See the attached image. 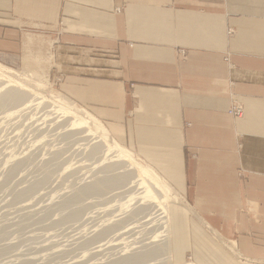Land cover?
Returning <instances> with one entry per match:
<instances>
[{"label": "crops", "instance_id": "obj_1", "mask_svg": "<svg viewBox=\"0 0 264 264\" xmlns=\"http://www.w3.org/2000/svg\"><path fill=\"white\" fill-rule=\"evenodd\" d=\"M25 52L181 194L176 262L264 264V0H0V55Z\"/></svg>", "mask_w": 264, "mask_h": 264}, {"label": "rangeland", "instance_id": "obj_2", "mask_svg": "<svg viewBox=\"0 0 264 264\" xmlns=\"http://www.w3.org/2000/svg\"><path fill=\"white\" fill-rule=\"evenodd\" d=\"M51 64L49 55H0V65L27 84L21 87L18 75L0 79V264H198L190 251L181 263L172 253L169 210L179 202L168 204L169 261L160 185L121 165L95 134L72 130L69 118L40 100L52 89L77 104L60 90L63 78ZM232 254L226 264L232 257L258 264Z\"/></svg>", "mask_w": 264, "mask_h": 264}, {"label": "bare ground", "instance_id": "obj_3", "mask_svg": "<svg viewBox=\"0 0 264 264\" xmlns=\"http://www.w3.org/2000/svg\"><path fill=\"white\" fill-rule=\"evenodd\" d=\"M227 33L229 35H232V30H229ZM179 54L181 56H183V54H181V52ZM35 59L37 60V58H35ZM225 60H227V58ZM15 72L4 67V66H2V65H0V79L6 78L7 80L14 81L13 79H15V77H17V75H18V73L16 72L17 73L16 74ZM20 75H18V77L21 79V80L19 79V82H20L19 85L21 87H24L27 84L22 82L23 77L21 76L22 77L21 78ZM33 75H31V76H33ZM34 76L38 77V75H36V74ZM36 77H34V78L36 79ZM35 79H34V81H36ZM3 82H4V80H3ZM16 83H18V82H16ZM43 83L45 84V82H43ZM13 84L16 85L15 83H13ZM24 84H26V85H24ZM22 85H24V86H22ZM20 86H18V87H20ZM40 86H41V84L39 85V83H38L39 88L44 87L45 85L41 86V87ZM13 89H15V88H13ZM42 89H41V91H42ZM36 90H38V89H36ZM24 91H25V89H24ZM28 91H30V90H28ZM31 91H32V89H31ZM39 93H40V90H39ZM31 94L35 96L34 93L31 92ZM41 97H42V99L45 98L48 100L49 108L51 109V112H52V110H54L57 113V114L55 113L56 115H58V113L60 114L59 118L62 116L63 118H69L70 119L69 120L70 125L67 124V126L69 125V127L72 130H83V132L88 131L89 133L95 134L98 137V139H100V142L102 143V145H105L106 148L113 154V158H116V160L118 159V161L122 162L121 165L126 164L124 166H126L127 169L131 167V169H133L135 172L143 174L147 178L155 181L157 184L160 185V187L162 188L161 191L163 190L164 194L166 196V199H165L166 201L163 202L165 204L163 207V214H164V217H163V225H164L163 229L164 230L163 231L165 234L164 235L165 238L163 240L165 242V243H163V245H165V248H163L164 249L163 250L164 251L163 256H166V258L170 261L169 238H168L169 237V234H168V215H167L168 214V204L170 202H174V201H175V203L176 202L182 203L183 202V201H181L182 198L175 191H173L172 187L167 182V180L163 176L158 174L153 167H151L148 163L143 161L137 154L131 152L129 149H127L126 147H124L123 145L118 143L114 138H112L111 135L109 134V131L107 130V128L99 120H97L90 112L82 109L77 104H75L74 102L69 100L67 97H65L64 95H62L58 91H55L52 89H49V90H46L45 92H42V95L40 96V100H42ZM46 115H47V113H46ZM78 133H80V131ZM120 169L122 170V168H120ZM124 172H125V170H124ZM41 179H43V178H41ZM36 182H38V181H36ZM179 203H177V204H179ZM187 264H189V263H187Z\"/></svg>", "mask_w": 264, "mask_h": 264}, {"label": "built area", "instance_id": "obj_4", "mask_svg": "<svg viewBox=\"0 0 264 264\" xmlns=\"http://www.w3.org/2000/svg\"><path fill=\"white\" fill-rule=\"evenodd\" d=\"M181 54L184 55V51H181ZM227 113L230 117L237 119L242 117L243 109L241 108V106H232L229 108Z\"/></svg>", "mask_w": 264, "mask_h": 264}]
</instances>
